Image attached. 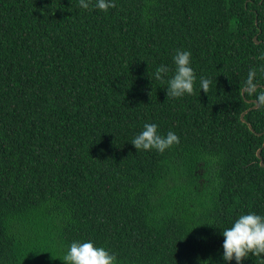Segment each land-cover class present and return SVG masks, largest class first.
Here are the masks:
<instances>
[{"label": "trees", "instance_id": "obj_1", "mask_svg": "<svg viewBox=\"0 0 264 264\" xmlns=\"http://www.w3.org/2000/svg\"><path fill=\"white\" fill-rule=\"evenodd\" d=\"M112 2L0 0V264H63L74 241L116 264H236L222 232L264 216V107L245 90L250 69L264 88V0ZM177 50L195 94L172 98ZM146 123L179 143L136 150Z\"/></svg>", "mask_w": 264, "mask_h": 264}, {"label": "clouds", "instance_id": "obj_2", "mask_svg": "<svg viewBox=\"0 0 264 264\" xmlns=\"http://www.w3.org/2000/svg\"><path fill=\"white\" fill-rule=\"evenodd\" d=\"M79 6L85 10L93 8L107 12L115 7L112 0H79ZM259 59L264 60V55ZM175 72L167 80V97L181 98L184 95L195 94L196 73L191 67V52L177 50L173 57ZM171 71L167 66L160 65L154 74L155 79L164 83V77ZM264 71V69H262ZM256 70L250 69L245 90L248 94L255 95L257 107H264V88L258 87L255 81ZM201 90L206 94L212 81L204 77L200 78ZM132 145L136 150L164 153L165 150L179 143V137L171 130L166 136L158 134L157 125L146 123L143 130L133 140ZM224 242L223 260L230 262L235 260L241 264L251 254L261 258L260 264H264V216L248 213L240 215L232 224L222 232ZM63 264H116V256L103 247L96 246L93 242L74 241L70 244L63 257ZM202 264H208L207 261Z\"/></svg>", "mask_w": 264, "mask_h": 264}, {"label": "water", "instance_id": "obj_3", "mask_svg": "<svg viewBox=\"0 0 264 264\" xmlns=\"http://www.w3.org/2000/svg\"><path fill=\"white\" fill-rule=\"evenodd\" d=\"M254 42L255 43H258V41L256 40V37L254 38ZM244 91V90H243ZM255 103V102H254ZM255 107H257V105L255 104ZM246 112H244L243 114H241V116H240V119H241V121H243L244 122V114H245ZM259 135H261V134H259ZM264 146V143H263V145H262V147ZM260 151L261 150H258L257 151V157L260 159V164H261V166H263L264 167V162H263V160L261 159V156H260Z\"/></svg>", "mask_w": 264, "mask_h": 264}]
</instances>
